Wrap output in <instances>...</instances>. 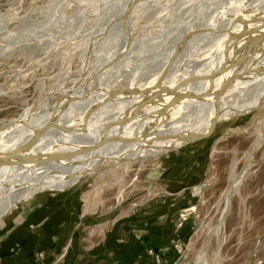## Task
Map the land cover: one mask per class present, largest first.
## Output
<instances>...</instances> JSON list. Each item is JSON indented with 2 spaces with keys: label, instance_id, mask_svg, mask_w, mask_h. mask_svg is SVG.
<instances>
[{
  "label": "rangeland",
  "instance_id": "obj_1",
  "mask_svg": "<svg viewBox=\"0 0 264 264\" xmlns=\"http://www.w3.org/2000/svg\"><path fill=\"white\" fill-rule=\"evenodd\" d=\"M104 1L98 5L91 0H0V128L12 119L17 118L28 108H32V111L36 114H41L49 110L56 102L62 101L66 95L73 94V91L84 89L93 76L97 75V73L99 74L98 66L102 64L108 54L110 55L115 51L121 52V46L124 47L123 45L126 44L128 46L130 40H133L134 45H129V49L121 53L123 56L119 54L113 61L115 63L111 62L109 64L110 72H107L108 74L106 75L108 76L104 77L103 83L113 91L120 90L121 87L126 85L125 83L128 85L145 83L152 78L157 70L156 68L159 67V63L161 64L164 60L162 57L164 58L166 53L169 52L168 50L175 42L176 36L183 30L184 32L188 30L189 27L198 29V32H201L199 30L202 29L198 28V26L204 28L209 25L212 18L215 19L216 14L222 10L221 5L223 6L227 0H216V4L215 0L145 1L141 7H138L133 12L130 18L131 35L129 40L123 39L122 41L118 40L120 37L113 29V18H107L113 17L112 14H115L117 8H110V2ZM148 2H152L155 5ZM218 2L220 5H218ZM175 3L177 4L175 5ZM194 3H196L195 6ZM198 3H202V5L200 4L199 6ZM211 3H213L212 6H210ZM150 5H153V7H150ZM167 6L170 10L166 12ZM172 7L174 8L172 9ZM196 7L200 9L197 10L198 8ZM202 7L204 10H202ZM150 9H152L153 13ZM252 9L254 7L252 6L251 8L250 6L247 11L250 12ZM84 14L87 16L86 18ZM193 17H197L196 21H194ZM183 18L185 22L182 21ZM201 18L203 19L202 21ZM85 19L87 20L85 21ZM94 20L102 22L98 23ZM175 21L178 23L182 21V23L178 24ZM220 22L222 25L226 23L225 20L214 22L213 28H216V32H213V34L218 35L217 32L224 31V25H220ZM166 23L167 25H165ZM217 26L220 27L218 28ZM112 29L113 31H111ZM164 29L165 31L167 30V33H165ZM199 38L195 39L197 41L193 40L190 43L187 42L189 38L186 39L187 41L185 40L182 45H185V48L183 49L181 46L182 48L180 47L176 51V56L175 54L173 56L175 60H171L176 62L173 61L167 64V67L171 65L168 67V71H175L176 65L178 68H183L185 64L191 66L199 64V62L203 63L209 56V58L212 55L213 57L216 56V53H218V48H216V46L218 47V39L214 37H210L213 40L208 39L209 36L205 35L202 38H205L203 44L202 39ZM210 40L212 42L215 41L213 42L215 47ZM109 41L110 43L108 44ZM194 42L198 43L197 46L200 47L195 46ZM188 43L190 44L189 49L186 46ZM193 44L194 46H192ZM133 47H137V50H134ZM210 49L212 52H209ZM189 50L191 51L190 53H188ZM100 51L101 53H99ZM86 52L87 54H85ZM104 53H107V55ZM126 54L129 56L127 57ZM181 57L184 59L182 60ZM94 58L96 59L94 60ZM194 58L196 60H193ZM157 59L160 61L159 63H157ZM96 60L97 62H95ZM185 60L190 61L186 62ZM135 61L136 63H133ZM120 64L121 66H119ZM144 64L147 66L145 67ZM112 65L115 66V69ZM155 65L158 67H155ZM131 73L133 75H129ZM121 76L127 78L132 76V79L124 77V80ZM144 76L149 77L147 78L148 80ZM116 77L117 79H115ZM136 81L140 82L137 83ZM244 93L236 94L238 102L248 99V97L244 98V96H248ZM256 105L250 106V111L246 113L239 112L229 118H221L210 136L190 141L185 145L169 149L160 155L145 159L101 158L100 162L97 161L87 171L85 176L76 180L77 184L64 190L77 192L82 197L84 205L85 201H87L90 210L86 211L84 206L86 212L105 216L137 211L147 207L150 202L156 200H179V204L183 207V216L181 218L183 220L189 218L193 229L189 242L184 246L177 247L174 264H197V256L201 252L207 238L204 231L205 227L207 223L216 218L218 211L223 205V195L230 183L231 167L235 166V169L240 170L245 164L246 157L248 153L250 154L255 141L264 135V99L259 106L256 107ZM112 112L109 111L106 113L107 115L104 114L102 119L108 120L113 115ZM193 115L195 116V112L181 113L176 119L192 118L194 117ZM151 117L150 124L152 127L155 124H159L155 123L154 117L153 119ZM165 119L167 117L163 116L161 118V124H168L167 122L170 119ZM57 190L60 189L41 192H54ZM101 219V221L105 220L104 217ZM209 251L215 264H264V143L253 156L250 167L245 172L233 194L230 212L223 229L218 235L211 237Z\"/></svg>",
  "mask_w": 264,
  "mask_h": 264
},
{
  "label": "bare ground",
  "instance_id": "obj_2",
  "mask_svg": "<svg viewBox=\"0 0 264 264\" xmlns=\"http://www.w3.org/2000/svg\"><path fill=\"white\" fill-rule=\"evenodd\" d=\"M91 1L92 2L94 1L98 5H100L99 3L104 0H91ZM107 1L110 2L109 3L110 8L112 7L117 8L115 14L114 15L112 14L113 17H107V18H113L112 20L114 25L113 29H115L116 34H118L120 37L118 38V40L119 39L120 41H122L123 39L129 40V37L131 35L130 18L133 12L136 11L138 7H141L145 1L147 2L149 0H107ZM225 2L226 3H224L223 1L224 5L225 4L227 5L225 7H223L224 5L223 6L221 5L222 10L220 12L218 11L219 13L216 14L215 19L214 18H212V20L210 19L211 22L209 25H206V27L204 28L202 26L199 27L198 25H196L198 26V28L202 29L199 30L201 32H198V29L189 27L188 30H185V32L183 30V32H180L176 36L174 40L175 42L168 50L169 52L166 53L164 58L162 57V59L164 60L162 61L161 64L159 63L160 61L158 60L159 58L157 57L158 62L157 61L156 62L159 63V67L157 66L158 64L155 65V67L157 66L158 68H156L157 70L156 72H154L152 78L148 80L147 78L149 77L144 76V78L148 80L145 83L141 82L142 84L140 83L139 85L138 84L128 85L127 83H125L126 85L124 84L125 86L121 87V89L118 91H113L111 88L107 87V85H104L103 83L104 77L108 76L106 74H108L107 72L109 71V67H110L109 64H111V62H113L119 54L124 53V51L129 49L128 48L130 47L129 45L131 44L134 45L133 40H130L128 46L127 44L123 45L124 47L121 46L122 48L121 52L118 53V51L117 52L115 51L113 53L111 52L112 54L110 55L108 54L107 57L105 56L106 58L104 59L102 64L98 66L97 70H99V74L96 72L97 75L93 76L92 80L88 83L87 86H85L84 89L81 90L77 89L78 91L72 90L73 94L71 93L66 95L63 98V100L60 102H56V103L54 102L55 104L52 105L49 110H46L41 114H36L35 112L32 111V108H28L24 112H22V114L19 115L17 118L12 119L5 126L1 127L0 154H4L9 150H12L17 146H20L30 141L31 139L34 138L37 130L42 129L41 134L33 143L31 149H29L27 152L24 153V154L36 156L37 158H39V160L42 161L39 163L24 162L21 165H14V164L0 165V218L4 216L6 213L10 212L12 209L16 208L19 205V203L30 199L36 192H41L44 190H55V189L64 190L67 189L68 187L77 184L76 180L85 176L87 171L90 170L101 158L145 159L147 157L160 155L168 151L169 149L178 147L180 145H185L186 143L193 141L192 139L195 135L202 136L208 134L213 128L214 121L216 120L218 121L221 118H229L239 112L246 113L250 111L249 110L250 106H252L253 104H257L256 107L259 106L262 100L264 99V0H233V1L227 0ZM216 3L217 1L215 2V4ZM149 4H153V3L151 2ZM176 4L177 3H175V5ZM195 4L196 3H194V6ZM200 4L202 5V3ZM212 4L213 3H211L210 6H212ZM153 5L152 6L150 5V7H153ZM218 5H220L219 2ZM250 6L251 8L253 6L254 9L248 12L247 10L249 9ZM158 8H154V9H158ZM173 8L174 7H172V9ZM196 8H195V12H196ZM246 8L248 9L246 10ZM199 9L200 8H198L197 10ZM150 10L152 12V9ZM168 10H170L169 7L166 10V12ZM202 10H204V8ZM86 17L87 16H85V18ZM196 18H194L195 19L194 21H196ZM87 19H85V21ZM202 20L203 19L201 18V21ZM222 20L226 21V23L223 24L224 31L217 32L218 35L213 34V32H216L215 31L216 28L215 29L213 28L214 22L216 23V21H222ZM182 21H184V18ZM182 21L180 22L182 23ZM96 22L100 23L102 21L100 22L96 21ZM169 24L171 25V23ZM165 25H167V23ZM220 25H222L221 22ZM179 27H183V26H179ZM113 29L111 31H113ZM166 31L165 33H167ZM168 34L170 35V33ZM173 34L174 33L172 31V35ZM202 35L204 36L208 35L209 36L208 39H212L210 37H214L218 39V47L216 46V48H218V53H216V56L213 57L212 55L211 58H209L210 56L207 58L205 54L207 60L203 63L199 62L198 60L199 58H198L197 60L199 64H193L191 66L185 64V67L183 68H178L176 65V69L173 68L175 69V71L172 70L174 72H172L171 70L168 71V67L171 65L167 67V64L175 60L173 56L175 53H177L176 51L183 45V43H185V40L189 38L188 41L187 40L186 41L190 43L193 42V40L202 37ZM204 39H202V41ZM212 40L210 41L212 42ZM109 43L110 41L108 42V44ZM189 43L188 45H186L188 49L190 45ZM195 44H196L195 46H197L198 43ZM206 44L208 46V42ZM184 46H182L183 49L185 48ZM192 46H194V44ZM136 48H134V50H137ZM160 50L162 51V49ZM190 50L188 51V53L191 52ZM209 52H212L211 49ZM99 53H101V51ZM85 54H87V52ZM104 54L107 55V53ZM128 54L130 55V53ZM197 54L199 55V53ZM158 55L160 56V54ZM200 55L203 56V54L201 53ZM195 58L193 60H196ZM95 59L96 58H94V60ZM172 59L174 60L171 61ZM143 60L144 59H142V61ZM95 62H97V60ZM118 62L120 63V61ZM152 62L153 61H151V63ZM133 63H136V61ZM112 66L115 69V66L114 65ZM119 66H121V64ZM129 75H133V74L131 73ZM124 77L125 76H123L122 78L125 80V78L127 77L125 78ZM130 78L132 79V76ZM115 79H117V77ZM185 80H189V81L186 82ZM241 92L243 93L245 92L244 94L248 96H244V98L248 97V99L245 101L238 102L236 94ZM109 111L110 112L113 111L112 112L113 115L108 120L102 119L104 114L108 113ZM188 112H195V116L194 115H193L194 117L191 116L192 118L184 117L185 118L184 119L182 117L183 119H176V117H178L181 113L186 114ZM163 116L167 117V119L165 120L170 119L171 122L169 121L167 122L168 124L166 123L161 124L162 123L161 118ZM150 117L151 119H153L154 117L155 123H159V124H155L152 127V125L150 124ZM263 138L264 135L259 137L253 144L252 149L256 147L259 141ZM65 153H68L69 155L68 156L61 155ZM57 154H59V157L55 158L54 156ZM250 154L248 153L246 157V161L249 160L248 158H250ZM251 160L252 158L248 161L249 164H247V167L245 168V172L250 167ZM231 168L232 171L229 177L230 183L227 186V189L223 195V205L221 209L218 211L216 218L213 221L207 223L204 230L206 236L208 234H211L212 236L218 235L219 232L223 229L224 224H218V222L223 216L227 206L229 188L231 187L233 192H235L238 185L241 182V179L245 175L244 172L241 179L237 181L235 177L239 170L235 169V166ZM85 207H86V211L90 210L87 201H85ZM210 256L212 263L215 264L213 262V257L211 254ZM197 264H207V257L205 255L204 245L201 252L197 256Z\"/></svg>",
  "mask_w": 264,
  "mask_h": 264
},
{
  "label": "crops",
  "instance_id": "obj_3",
  "mask_svg": "<svg viewBox=\"0 0 264 264\" xmlns=\"http://www.w3.org/2000/svg\"><path fill=\"white\" fill-rule=\"evenodd\" d=\"M179 203L105 216L77 192H38L0 218V264H174L193 229Z\"/></svg>",
  "mask_w": 264,
  "mask_h": 264
},
{
  "label": "water",
  "instance_id": "obj_4",
  "mask_svg": "<svg viewBox=\"0 0 264 264\" xmlns=\"http://www.w3.org/2000/svg\"><path fill=\"white\" fill-rule=\"evenodd\" d=\"M185 81L188 82L189 80H185ZM155 95H157V94H155ZM218 121L217 120L214 121V126H213V128L211 129V131L208 134L202 135V136L195 135L192 140L196 141V140H200V139H203V138H206V137L210 136V134L214 131L215 126H216ZM41 132H42V129L37 130L34 138L31 139L30 141H28V142H26V143H24V144H22L20 146H17V147L13 148L12 150H9L8 152H6L4 154H0V165H11V164L21 165L24 162H36V163L41 162L42 160H39V158H37L36 156L29 155V154H24L29 149H31L33 143L39 137ZM263 143H264V138L261 139L259 141V143L257 144V146L252 149L251 154H250V158H248L249 160L251 158H253V156L255 155V153L257 152V150L259 149V147ZM61 155L68 156L69 154L65 153V154H61ZM54 157L58 158L59 154L55 155ZM249 160H247L245 162V164L241 167V169L238 171V173H237V175L235 177V179L237 181H239L241 179V177L243 176V174L245 172V168L247 167V164H249L248 163ZM233 194H234V192H233L232 188L230 187L229 188V192H228L227 206H226L225 212H224L223 216L221 217L220 221L218 222V224H224L225 223V221L227 219V216H228V214L230 212L231 201H232ZM211 237H212V235L208 234L207 238L205 240V243H204V250H205V255L207 257V264H213L212 261H211V256H210V251H209V244H210Z\"/></svg>",
  "mask_w": 264,
  "mask_h": 264
}]
</instances>
